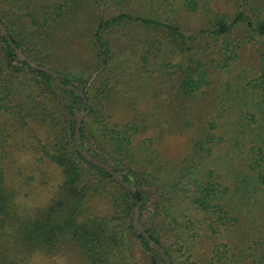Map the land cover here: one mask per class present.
<instances>
[{"label": "rangeland", "instance_id": "374dc122", "mask_svg": "<svg viewBox=\"0 0 264 264\" xmlns=\"http://www.w3.org/2000/svg\"><path fill=\"white\" fill-rule=\"evenodd\" d=\"M240 11L254 21L262 20L264 0H0V14L21 40L20 51L25 57L36 55L42 64L30 60L51 68L77 87L92 72L88 84L94 83L93 96L85 98V104L92 105L94 112L80 109L75 117L81 116L88 123L97 119L95 123L115 125L122 139H130L135 163L164 179L166 174L173 176L202 143L199 169L204 170L209 183L217 184L214 189L227 197L228 203L232 201L242 217L220 237L200 231L197 224L190 227L187 240L174 243L181 251L182 264H209L213 248L227 258L226 264H254L253 251L264 237V190H256L246 178L249 169L243 151L250 137L248 132H241L250 113L259 114V108L251 107L261 100L260 95L249 82L264 68L259 52L264 38L237 25L226 37L202 35L185 44L166 26H147L121 18L125 20L117 22L124 24L114 26L103 38L110 58L99 73L102 58L92 45L93 26L97 28L102 17L126 13L132 18H160L185 37L193 38L200 30L213 29L218 19L230 21ZM184 50L203 64L208 75V84L192 96L178 88L175 62ZM231 50L237 56L222 67ZM18 79L26 91L24 85L32 84L35 75L23 74ZM1 84L0 76L2 89ZM104 85L107 93L102 90ZM25 93L17 98L29 104ZM2 97L0 90V172L12 204L11 216L1 228L0 256L18 264H88L77 246L64 240L54 248L45 247L46 242L44 247L39 246L34 232L35 219L61 196L59 186L64 178L62 169L49 157L57 151L53 143L57 132L44 119L54 97L38 90V108L47 107L25 120L12 115L16 106L5 111ZM209 133L211 138L207 140ZM83 172L92 173L84 163ZM102 188L82 200L78 222L111 214L124 216V207H112L111 195L118 196L115 185L109 183ZM146 209L142 221L138 219L141 228L152 213L149 206ZM134 210L126 212L131 221ZM185 213L186 209H178L176 214L186 220L180 215ZM27 225L34 232L30 243L23 242L19 232ZM117 230L119 235L128 232L123 226ZM118 255L116 259L120 260Z\"/></svg>", "mask_w": 264, "mask_h": 264}, {"label": "trees", "instance_id": "16d2710c", "mask_svg": "<svg viewBox=\"0 0 264 264\" xmlns=\"http://www.w3.org/2000/svg\"><path fill=\"white\" fill-rule=\"evenodd\" d=\"M121 18H127L128 21H140L147 26H166L169 30H174L175 36L185 44L192 43L197 36L202 35L206 37L225 35L226 37L237 25H242L258 37L264 38V19L254 21L242 11L230 21H226L224 17L218 19L213 29L200 30L193 38L185 37L177 27L162 23L160 18L139 16L132 18L126 13H120L109 18L102 17L98 20L99 22H95H98L97 28L93 26L92 45L98 50L97 56L102 58L99 73L107 66L110 58L108 47L103 44V38L114 26L124 24L125 21L117 22ZM1 26L4 27V31L1 30ZM262 45L259 52L264 59V39ZM14 48H22V42L0 14V71L2 73L0 75L2 89L0 90L4 100L1 106L5 111L12 110L16 106L12 115L14 118L25 120L34 118L36 112H41L47 107L44 106L42 110L38 108L41 103L38 90L48 91L51 97H54H52V103H49V111L44 115V119L57 132L53 142L57 151L50 153L49 157L62 169L64 178L59 186L61 196L35 219L37 231L34 229V232H37L39 246L44 247L46 242L45 247L54 248L58 243L67 241L81 250L88 264H165L158 252L149 245L145 237L148 236L165 251L171 264H182L181 255L178 252L180 250L175 248L174 243L177 240L186 241V232L190 227L197 224L200 231L220 237L228 228L241 220L240 210L235 211L232 201H229L230 205L228 198L221 196L214 189L217 184L209 183L204 170L199 169L197 160L203 157L200 153L202 143L194 148L191 158L183 161L173 176L166 174V178L162 179L154 171H149L141 164L134 162L131 157L130 139H122L121 131L115 125L95 123L97 119L95 122L90 120L88 123L82 119L79 139H74L75 111L88 109L89 114H92L94 112L92 105L84 104L82 107L80 93L63 89L55 83L54 77L50 74L30 67L26 61L17 56ZM201 48L203 50L204 47ZM236 56L237 52L231 50L221 66L227 67L229 60L235 59ZM29 57L42 64L38 62L39 57L36 55L29 54ZM179 58L175 62L177 72L179 70L178 88L184 95H195L198 90L208 84V75L205 69H202L203 64L195 60L191 54L185 53V50ZM98 64L95 67L99 66ZM29 73L34 74L35 79L32 84L24 85L27 89L25 91L20 86L23 83L18 78ZM56 74L63 84H70L69 80L59 73ZM91 76L92 72L86 80L82 79L84 82L79 87L73 84L87 100L93 96L94 83L91 81L88 84ZM249 86L259 93L261 100H256L251 107L254 110L259 108L257 109L259 114L250 113V119L241 128V132H248L250 137L248 138L250 144L243 151L245 164L249 169H247L246 178L249 182H253L256 190H264V68L258 78L249 82ZM21 90L26 92L25 96L30 101L29 104L22 103L17 98V95H22ZM102 90L104 93L108 91L105 85ZM22 111H25L23 115ZM206 138L209 140L211 134H207ZM81 152L89 153L92 157L111 166L112 171L121 178L122 182L120 183L104 168L89 162ZM83 163L88 165L92 173L83 172ZM109 183L115 185L118 193L116 198L111 195L112 207L118 210L124 207V210L130 213L139 206L138 219L141 221L145 215L144 211L148 206L150 207L152 213L149 221L147 223L143 221L145 224L141 230L134 227L133 221L126 212L124 216L111 214L104 215L103 218H91L85 223L78 222V210L85 196L90 192H98ZM225 191L227 192V189ZM11 204L12 196L4 189L3 175L0 172V237L1 228L11 216ZM175 207L177 208L174 209ZM178 209L187 210L184 216L180 214L186 220L179 219L176 214ZM193 213L198 217L194 218ZM121 226L128 232L119 235L117 229ZM109 230L110 234H107ZM19 232L23 242H31L34 232L28 228V225ZM137 247L139 251L136 250ZM213 249L209 264H226L227 258L225 259L224 255ZM117 254L120 260L116 259ZM252 261L254 264H264V237L253 251ZM0 264L18 263L0 256Z\"/></svg>", "mask_w": 264, "mask_h": 264}, {"label": "water", "instance_id": "95a60500", "mask_svg": "<svg viewBox=\"0 0 264 264\" xmlns=\"http://www.w3.org/2000/svg\"><path fill=\"white\" fill-rule=\"evenodd\" d=\"M1 30L4 31V27L1 26ZM15 49V52L17 54V56L21 59V60H24L26 61L30 67H32L33 69H37V70H41V71H44L48 74H50L52 77H54L55 79V82L58 86L62 87L63 89H70V90H73L77 93H80L81 96H82V107L83 105L85 104V97L84 95L76 88L74 87L72 84H63L60 79L58 78L57 74L49 69L48 67L46 66H43V65H40V64H37L33 61H31L29 58L25 57L19 48H14ZM80 124H81V116H77L76 118V125H75V130H74V139H79V128H80ZM75 146L78 147V145L75 143ZM81 154L91 163L95 164L96 166H100L102 168H104L106 171H108L109 173H111L113 175V177H115L120 183L122 182V180L117 176V174H115L112 169L102 163L101 161L93 158L89 153H83L81 152ZM138 210H139V206H136L135 210H134V217H133V224H134V227L137 229V230H141V227L139 226L138 224ZM146 239L148 240L149 242V245L155 250L158 252V254L161 256V258L163 259V261L165 262V264H171L170 263V260H169V257L167 256V254L165 253V251L159 246L157 245L153 240H151L148 236H145Z\"/></svg>", "mask_w": 264, "mask_h": 264}]
</instances>
